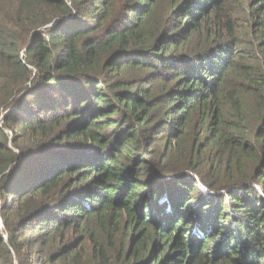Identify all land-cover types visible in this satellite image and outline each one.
Wrapping results in <instances>:
<instances>
[{
  "label": "trees",
  "instance_id": "16d2710c",
  "mask_svg": "<svg viewBox=\"0 0 264 264\" xmlns=\"http://www.w3.org/2000/svg\"><path fill=\"white\" fill-rule=\"evenodd\" d=\"M0 264H264V0H0Z\"/></svg>",
  "mask_w": 264,
  "mask_h": 264
}]
</instances>
